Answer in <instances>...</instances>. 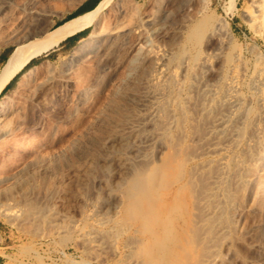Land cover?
Instances as JSON below:
<instances>
[{
    "label": "rangeland",
    "instance_id": "1",
    "mask_svg": "<svg viewBox=\"0 0 264 264\" xmlns=\"http://www.w3.org/2000/svg\"><path fill=\"white\" fill-rule=\"evenodd\" d=\"M80 1L0 0V51L5 48L13 50L17 41H28L40 37L72 12ZM170 2L172 3L166 5L168 12L163 22L168 32L167 35L163 37L151 35L144 38L147 46L155 47L154 50L158 51L157 65H140L133 60L132 55L125 61L122 60L123 62H109L107 56L99 53L102 51H97V53L82 52L73 56L79 40L88 36V33L94 28L92 25L87 27L83 37L70 46L60 43L46 53L33 58L11 79L10 86L3 92L1 91L0 100L17 86L23 73L30 67L36 64L47 66L43 73L20 88L21 92H16L13 95L11 107L20 119L22 130L27 139L26 148L20 153L21 155L19 154L18 162L21 167L18 165V168L33 179L43 180V178L49 177L54 181L56 178L51 192H60V194L66 192L64 196H67L58 198V200L56 198L58 203L56 211H60L55 214L59 216L60 219L57 217V220L62 225L59 231L51 223L30 217V220L19 218L13 221L8 217L7 211L0 209V257L3 259L1 264H131V261L136 258L141 259L142 264L146 261H148L146 264L152 261L151 264H205L207 253L213 252L212 244L219 240L221 241L218 242L220 244L216 249V253L219 252L217 253L219 261L217 260L215 263L264 264V165L255 171L245 167L247 157L249 158L248 162L251 163V157L246 154L245 150H251L254 147L246 144L245 146L243 142L248 136V138L251 136L249 123L256 116H261L257 109L258 104V108L261 110L259 94L253 88V83L259 72L264 74V36L253 29L249 20L253 9L252 0H235L233 4L229 0H194L187 4L184 3V0H171ZM124 3L136 11L130 12L129 9L122 7ZM156 8L157 0H116L105 10L101 22L104 26L109 25L115 33H122L140 21L142 22L141 26L144 27V19ZM224 20L231 27V35L226 33L225 28L221 26ZM216 23L221 26L222 39L220 37V40L208 37L205 32L206 24L215 26ZM135 35L136 32L131 34V40L135 38ZM220 43L223 44L220 46ZM201 56L209 57L208 60L216 70L212 75L206 76L207 78L196 71V62L202 58ZM237 57L239 60L236 59ZM233 63L234 65H232ZM157 76L164 81L163 90L159 94L155 91L157 90L155 89ZM200 77L203 82L195 81ZM231 79L234 82L231 91L232 93L235 91L242 98L244 102L242 107L244 106L246 114L248 113L246 119L248 123L245 121L241 125L242 131L240 130L241 133H239L241 135L240 137L239 134L237 135V144L234 142L236 146L233 144V147L230 146L225 151L223 149L206 153L209 139H201L203 141L200 140L201 143L198 142L199 140L192 139L193 145L191 142L192 135L199 134L202 132L199 129L204 127L203 119H199L196 115L197 103L201 98L199 89L205 84L211 92L216 93L214 94L216 97H220L228 88L227 84ZM180 85H182L181 90L179 89ZM192 89H198V93H194L196 91ZM190 94L194 95V98H197L198 95V101H194L196 99H193ZM188 100H191L189 111L197 117V120L195 117L193 119V116L187 117L184 112L182 114L180 112L183 111V104L188 103ZM161 102L169 104L168 106L174 109L170 112L172 113L169 116L171 122L168 127H170H167L164 137L167 140L161 144L155 137L152 139L144 135H136V137L132 133L133 130L145 125V119L151 117L152 114L158 116L161 111L157 112V109L159 104H162ZM179 112L182 116L184 115V121L181 120L183 117H180ZM256 112L259 115H255ZM262 117L258 118L260 120H258V124L264 126V117ZM142 119H144L143 124L141 123ZM179 119L180 121H178ZM195 120L196 127L201 124L197 130L193 126L195 124L192 125ZM179 122L183 125V129ZM246 126L248 128H245L244 131L242 127ZM188 132L190 135L187 134ZM123 135L126 137L119 141L118 138ZM177 135L178 137L182 135L183 138L177 139ZM143 137L145 138L142 139ZM173 137L177 140L170 139ZM178 140H182V142L178 143ZM173 143L175 146H171ZM187 143H190L192 147L188 148ZM197 144L204 145L203 150H201V146L199 149ZM185 146L187 149L195 150L198 157L195 155V151L184 150ZM171 147H175V149L172 148V150ZM245 147L247 149H244ZM170 150L172 153L175 151V154L171 155L172 157L169 155ZM176 151L179 153L177 154ZM183 151L187 153L183 154ZM190 152L193 153L194 158ZM149 155L153 158H149ZM134 157L138 163L134 162ZM167 157L169 162L165 160ZM220 157L224 158L225 165H223L224 163L220 165L217 162ZM124 158H130L136 164L147 162L149 164H145L148 166L146 168H151L152 172L154 171L152 168L156 169L157 167L156 175L146 169L147 173L151 174H148L147 188L152 187V190L149 189L151 197L147 203L151 204L148 201L153 200L151 206L154 204L153 206L159 212L166 210V216L161 218L163 220L158 222L154 219L155 223L152 220L155 226L157 223L161 225L163 221L165 223L167 219H170L167 221L168 225L166 223L167 228L163 223L166 234L165 239L159 241L161 246L159 245L158 249L159 242H150L152 244L148 242L149 229L151 230L152 227L151 221L149 223L151 226L146 223V228H143L141 215L136 211L138 215L132 212L136 215L132 214L131 216V213L129 214L123 207H120L119 212L116 213L111 210V213L106 215L96 214L103 198H107L110 193H119L113 187V184L119 179V175L118 177L113 175L119 168L118 163ZM183 158L189 159L187 164ZM215 161L218 165L213 164L216 163ZM235 162L241 165H237ZM212 164L215 165V168L212 167ZM196 165L197 169L201 167L198 173L203 171V174H198L196 169L197 178L194 182L197 183L192 185V189L193 191L198 189L199 184L202 185V188L206 187L205 191H200L199 194L194 192L196 197L198 196L197 198H202L201 194L210 188V177L219 174L222 170L223 176L220 173L222 176H220V181L223 182H219L218 185L219 188L222 187L215 189L214 200L209 205L207 204V207H212L213 202L216 201L215 203L220 206L217 218L219 221L221 220L219 222L221 225L224 222L222 226L225 232L222 235H216L217 230L213 226L210 228L207 225L208 229L210 228L211 231L213 229L214 233L211 232L213 236L209 235L210 230H203L205 229L203 222L205 210L204 206H201L203 205L202 199H198V202L196 199L194 204L193 202L190 204L192 201L190 189L179 186L182 180L175 177L180 175L182 177L188 168ZM180 167L184 170L179 175ZM218 169H220L219 172ZM207 170L211 173L210 175ZM207 173L210 177L208 175H206L208 178L204 177L210 181L207 179L204 181V178H201V175ZM247 173L249 174L247 175ZM199 175L200 180H197ZM232 176H236L237 180L240 179L238 181L241 183L236 182V178ZM245 178H252L251 185L246 183ZM230 179L233 180V184ZM196 184H198V188L195 187ZM57 185L59 186L57 187ZM67 186L69 187L66 188ZM152 196L155 199H151ZM230 196L232 199L229 200ZM65 198H67L66 201ZM60 201L61 204H59ZM225 201H229V203L225 204ZM192 205L194 206L192 207ZM195 205L200 206L199 209L196 206L197 210H194ZM223 205L224 207H222ZM192 209L193 212H191ZM190 213H193L192 217ZM189 219H192L190 221L193 222L194 227L192 223L190 225L195 231L187 225L186 221ZM115 220H119L122 230L117 229ZM199 226L200 230L195 228ZM130 227H139L142 232L136 234V238L140 237L141 239L137 238V241L140 240L138 243L134 242L135 247L129 251L124 247V243L130 233H133ZM91 235L93 239L99 241L92 239L93 242L90 241L89 236ZM202 235L205 241H209L208 243L203 241ZM64 237H66L65 241ZM198 238L200 239L197 240ZM90 242L91 244H89ZM152 251L156 256L151 255ZM205 254L207 255L204 257Z\"/></svg>",
    "mask_w": 264,
    "mask_h": 264
},
{
    "label": "bare ground",
    "instance_id": "2",
    "mask_svg": "<svg viewBox=\"0 0 264 264\" xmlns=\"http://www.w3.org/2000/svg\"><path fill=\"white\" fill-rule=\"evenodd\" d=\"M115 1L116 0H101V1H99L98 5L95 8H93L91 10H88V11H86L84 13H80V14H78V15H76V16L68 19V20H66L63 23L61 22V24H57V25L55 24V26L50 28L45 33H43V35H41L40 37H35V38L30 39L28 41H26V40L17 41L16 45L13 48V50L11 51L9 57L7 58L5 63L0 67V93L3 90V88L6 86V84L14 76H16L33 58L46 53L50 49H52L55 46L59 45L63 40H65L69 36H72L73 34L83 30L86 27L92 26V25H94V28L92 29L91 32L88 33V36H85L81 40H79L80 42L75 47V50L73 52V56H77V55L81 54L82 52L97 53V51L98 52L102 51V52H99V53L100 54L102 53L104 56H107L109 62H112V61L119 62V61H122V60L125 61L130 55H132L133 56V60H135L138 63H140V65H145V64L146 65H151V64H154V65L156 64L157 65L158 64V59H159V56H158V53H157L158 51L154 50L155 47L154 48H150L149 46H147L148 44L147 45L145 44L144 38H146L148 36L150 37L151 35L153 37H163V36L167 35L168 32H167V29H166V27H165L163 22H164V20H165V18L167 16L166 13L168 12V10L166 8V5L168 3H172V2H170L171 0H157V8H156V10L153 13L149 14L148 17L144 19V27L141 26L142 22L140 21V22L135 23L132 27L126 29L122 33H115L113 31V29L110 28L109 25H105L104 26L102 24V22H101V18L103 16L105 10L108 7H110L111 5H113V3ZM193 1L194 0H184V3L187 4V3H190V2H193ZM229 1L233 4L235 0H229ZM252 6H253L252 12L249 15L250 24H251V26L253 27V29L255 31L261 33L264 36V0H252ZM122 7L126 8L127 10L129 9L130 12H132L133 10L136 11L134 8L128 7L125 3L122 4ZM123 11H124V9H123ZM218 24L215 25V26L214 25L213 26H209V25L206 24L205 25L206 26L205 27V32L207 34L206 33L205 34L208 37H210V38H216V39L220 40V37L222 36L221 35V31H220L221 30V26H223L225 28V32L226 33H229V35L232 34L231 27H230V25H228L226 20H224L223 23H221V26H218ZM223 27H222V29H223ZM105 31H106V33H105ZM133 32H136V35H135V38L133 40H131L130 36H131V34ZM148 33H149V35H147ZM221 39H222V37H221ZM223 42H224V40H223ZM222 44L223 43H220V46ZM235 56H237V55H235ZM208 58L209 57H207V56L206 57H202L200 60H197V62H196V71L200 75H203L205 77L208 76V75H212L214 73V71H216V70H214V67H213L212 63H210ZM74 59H76V58H74ZM236 59H238V57ZM195 60H196V57H195ZM194 62H193V64H194ZM98 64H100V63H98ZM182 65H184L183 62H182ZM232 65H234V63ZM236 65L238 66V64H236ZM192 68H190V69H192ZM228 68H229V66H228ZM46 69H47V66L43 67V66L37 65V64L34 65L33 67H30L26 72L23 73L22 77L18 81L17 86L12 91L6 93L3 96V98L0 100V209H2L4 211H7V214L9 215L8 217L11 220H13V221L16 220V219H19V218L20 219L25 218L26 220H28L29 217H30V218H33V219H38V220L45 221L46 223H51L59 231V230H61L62 225L57 220V217H58V219H60L59 216H56V214H55L56 212L60 211V210L56 211L57 207H58L57 206L58 205L57 200H58V198L67 197V196H64L66 192H62L63 194H60V192H51L52 188H53V182L56 180L55 177H54L55 178L54 181L51 180V178H49V177L43 178V180H40L39 178L38 179H33L30 175L26 174L23 170L18 168V165L20 164L18 162L19 161V154L26 148V140L27 139H26V136H25V134H24V132L22 130L23 127L21 126V121L18 118V116L16 115V113H14V111L12 110V107H11V103H12V100H13L14 93L21 92L20 88L24 87L30 81L34 80L37 75H40ZM235 69H236V67H235ZM233 70H231V71H233ZM141 71H143V70H141ZM220 71H221V69H220ZM111 72H113V71H111ZM235 73H237V72H235ZM192 74H194V73H192ZM111 75H112V73H111ZM228 75H230V74H228ZM234 76H236V75H234ZM192 77H193V75H192ZM109 79H110V77L108 78V80ZM157 79H158L157 80V86L155 88L157 90H155V91H157L156 93L159 94L163 90L164 81L159 76H157ZM201 79H202V77H200L199 79L197 78L195 81L200 80L201 82H203ZM191 81H193V80H191ZM232 83H234L233 79H231L230 82H228V84H227V85H229L228 88L227 89L225 88L226 90H224V93L220 97H216L214 95L216 93L215 92L214 93L211 92V90L205 84L202 85V87L199 89L201 98L199 99L198 95H197V98L199 99V102L197 103L198 111L196 112V115H197V117L199 119L200 118H201V120L203 119V123H204V124H202V125H204V127L202 126L203 130L201 128H200L201 130L199 129L201 124L199 125V127H196V124L194 122H196L197 117L193 116V114L189 111V107H190V103H191L190 101L191 100L190 101L188 100V103L187 102L185 104L182 103L184 106H183V111H180L181 114H182V112H184L187 117H192L193 116L192 117L193 119L195 117L196 120L192 122V125L194 123L195 124V125H193L194 128H196V130L199 129V131H202L199 134H194V135L191 134L192 137H193L192 138L190 136L191 137V142H192V139L193 140H197V141L199 140L198 142H200L201 139L202 140L209 139L208 143L206 142L207 143L206 150H205L206 153L210 152V151H213V152L215 151L216 152V151L223 150V149L225 151V149L229 148L230 146L233 147L232 145L234 144V142H235V144H237V142H236L237 135L239 133H241L240 132L241 125L243 123H245V121L247 119V116H248L247 114L248 113L246 114L245 107L244 106H243L244 108L242 107V103H244L242 98L239 97V95L235 91H234L235 94L232 93V91H231ZM166 84H167V82H166ZM166 84H165V86H166ZM192 84H194V83H192ZM181 86L182 85H180V87H179L180 90L182 88ZM193 88H194V86H193ZM253 88H255V91H257L258 92L257 94H259V102H260L259 105L261 106V110H260V108H258V104H257V109H259L260 115L264 117V74H262L261 72L258 73V77L256 78V80L253 83ZM192 90L196 91L194 93H198L197 92L198 89L197 90L196 89H192ZM232 90H233V88H232ZM191 95L192 94H190V96ZM192 97H193V99H196L194 101H198L197 98H194V95H192ZM180 101H181V99H180ZM178 102H179V100H178ZM179 103H177V104H179ZM192 103H193V100H192ZM195 103L193 104V106L195 105ZM168 105L169 104H166V103L165 104L162 103L161 105L159 104L157 112L161 111L162 114L158 113L159 114L158 116L152 114L151 117H149L148 119H145L146 120L145 125H143L142 127H138L136 129H134L132 133L135 134V136L136 135L137 136L144 135L145 137H150L151 139L155 137L157 140H159V142H161V144L164 143V140H167V138L164 139L165 134L167 133V127H168L169 122H171L170 121L171 119L169 118V116L172 113H170V112L172 110H174V109L170 108V106H168ZM175 112H177V111H175ZM180 112H179V114H180ZM154 113H156V112H154ZM256 114H258V113L256 112L255 115ZM148 115H150V114H148ZM160 116H161V119H160ZM261 116H259V117H261ZM180 117H183V119H181V120L184 121V115L183 116L181 115ZM259 117L256 116V118H254V119L252 118L253 120L251 119L252 122L249 123L250 124V129H251V132H250L251 136H250V138H248L249 136L247 137V135H248L247 134L246 135L247 139L243 140L244 145L246 144L247 146H250V147L253 146L254 147V149L252 148L251 150H245V151H247L246 154H248V156L251 157V163L248 162L249 158L247 157V160H246L247 163H246L245 167L250 169V170H254V171L260 169V167L262 165H264V126H261L260 124H258V120L260 119ZM146 118H147V116H146ZM262 118H261V120H262ZM190 119L191 118H189V120ZM205 119L206 120L208 119L206 123H205V121H206ZM143 120L144 119H142L141 123L143 122ZM178 121H180V119ZM262 121H261V123H263ZM198 124H199V122H198ZM198 124H197V126H198ZM247 126L246 127H242V129H244V131H245V128H248ZM180 127L182 128L183 125L181 124ZM190 130H191V128H190ZM168 134H169V132H168ZM187 134H189V132ZM244 134H246V133H244ZM182 135L181 136L179 135V137L177 135V139L181 138ZM240 135L241 134H239L238 136L240 137ZM125 137L126 136L123 135V136L119 137L118 140L122 141V140H124ZM145 137H143L142 139H144ZM166 137H167V135H166ZM175 137L170 138V139L172 140ZM171 140H170V142H171ZM180 141L182 142V140H180ZM180 141L178 140V143H181ZM193 142H192V145L194 144ZM239 142H238V144H239ZM174 143H177V142H174ZM174 143L171 144V146H175ZM183 143H185V142H183ZM190 143L189 144L187 143L188 144V148H189V146H190V148L192 147V145H190ZM195 143H196V141H195ZM147 145H148V143H147ZM199 146H201V144L198 145V148H199ZM203 146H201L200 148H202ZM185 147H186V149H185ZM185 147H183L184 150H190V149H187V146H185ZM172 148L175 149V147H171V149ZM176 148H178V147L176 146ZM194 148H196V147L194 146ZM244 149H247V147H245ZM172 150H170V154H169L170 157H172L173 156L172 154L175 152V151H173V153H172ZM201 150H203V148ZM242 150H243V148H242ZM190 151L192 152V151H195V150L192 149ZM191 152H190V154H192L191 156H193V158H194V155ZM197 152H199V151H197ZM176 153H177V151H176ZM184 153H187V152L183 151V154ZM195 153H196V151H195ZM200 153H202V152H200ZM148 154H150V153H148ZM150 155H149V158H153V157H150ZM169 155H167V156L169 157ZM195 155H197V157H198V153H196ZM201 155H199V156L201 157ZM245 156H247V155H245ZM168 157L165 159L166 162H169V158ZM188 160L183 158V161H185L186 164H187ZM181 161H182V157H181ZM207 161H209V160H207ZM224 161L225 160H224L223 157H220L219 159H217V162L220 165H222L224 163ZM134 162H137V159L135 160V157H134ZM217 162L213 163V164H217L218 165ZM209 163H207V164H209ZM118 164H119L118 165L119 168H118L117 172L113 176L114 177L115 176L118 177V175H119V177H118L119 179L113 184V187H114L115 190L117 189L119 193L118 194L110 193L107 198H103L100 201L98 209L95 207L97 209L96 214L97 215H104V214L106 215L107 213L108 214L111 213V210H114V213H116V212H119L118 209L120 207H123L126 212H129V214L131 213V216H132V214H134L136 212L139 213V215H141L143 228L144 227L146 228V225L149 224L150 221H151L150 224H152V227H154L155 226V224H154L155 220L160 222L161 220H163L161 218H163V216H166V214H165L166 210H162L161 212H159L158 209H156V207L153 206L154 204L151 206V204L154 202L153 200L148 201V202H151V204L147 203V200H149V198L151 197L150 196L151 195L150 192L152 190V187H150L151 190H149L150 188H147V185H148L147 179H149L148 176L151 175V174L147 173L146 169L150 170L151 173L153 174V172L154 173L157 172L156 171L157 167H156V169L153 167L152 169L154 171L152 172L151 168L150 169L146 168V167H148L146 165H148L149 163L146 162L145 163L146 165L144 163L143 164L142 163L141 164L140 163L136 164V163H133V161H131L130 158H127V159L124 158V160L120 161V163H118ZM213 164H212V167L215 168V165L213 166ZM225 164H226V162L223 165H225ZM239 164H237V165H239ZM244 164H245V162H244ZM183 167H185V166H183ZM199 168H201V167H199ZM199 168L197 169V165L196 166H191L190 168L187 169L186 173H183L185 175L180 177L181 176L180 174L184 170L183 168H181V172L179 173L180 176L178 175L179 177H177V176H175V177H176V179L180 178V180H182V183L179 186H181V187L185 186L188 189H190L191 200H192V201L190 200L191 201L190 204H192V202L194 204L196 199H197V202H198V199H202L201 203L203 205H201L200 203H198V204H200L201 206H204V210H205L204 218H203L205 229H203V230L207 229L209 231L211 226H213V227H216L215 230H217L216 231L217 233H215V234L216 235H222L225 232V229L222 226V225H224L223 224L224 222H222V225H221V223H219L221 220L219 221V219L217 218L219 216V215L217 216L218 210H219V207H220L219 204L215 203L216 202L215 201V202H213L214 203L213 205L211 204L212 207L211 206L207 207V204L209 205V203L212 200H214V198H215L214 195H215L216 192H214V191H216L215 189L220 184L219 182H221V183L223 182V181H220V176H221L220 173H221L222 170L220 171V169H218V172L220 171V173L217 174V175H214L212 178L209 176L211 173L208 170L207 171H208L209 175H208V173L205 174V175H201V178L202 179L204 178V181H206L205 179L210 177L211 181L209 179H207V181H210V184H209L210 188L207 187L209 189H207L208 191L204 192V194L200 193L201 195H203L202 198H197L198 196L196 197L194 192L195 191L197 193L200 192V191L202 192V191H205L204 188H206L204 186H203L204 188H202V185H200L198 183L199 185L196 184L195 187L196 188L199 187V188L198 189H194V191L192 189L193 188L192 185L194 186V183H197V182H194L195 179L197 178V175H195V173H196V169H197V173H198ZM215 170H217V169H215ZM202 172L203 171H201V172L199 171L200 174ZM233 172H234V169H233ZM225 173H226V171H225ZM212 174H214V173H212ZM215 174H216V171H215ZM230 174H232V173H230ZM243 174H244V172H243ZM248 174L249 173H247V175ZM153 175H156V173L153 174ZM206 175H208V177ZM247 175H244V176H247ZM204 176H206L207 178H205ZM222 176H223V174H222ZM236 176L238 177V175H236ZM236 176L235 177L232 176V177L236 178ZM38 177H40V176H38ZM150 178H152V177H150ZM199 178H200V175L198 176L197 180H200ZM115 179H117V178H115ZM232 179H230L231 182H232L231 184H233V180ZM60 180H61V178H60ZM238 180H240V179H238ZM238 180L236 178V182ZM244 180L246 181V183L248 185H251L252 178H245ZM234 182H235V179H234ZM236 182H235V184H236ZM239 182L240 181H238V183ZM197 185H198V187H197ZM58 186L59 185H57V187ZM188 186L191 187V188H189ZM200 186H201V188H200ZM68 187L69 186H67L66 188H68ZM231 187H233V186H231ZM246 187H247V185H246ZM147 189L149 190V192H146V191H148ZM197 190H199V191H197ZM69 192H70V190H69ZM187 192H189V191L187 190ZM56 198H57V200H56ZM218 198H216V199L218 200ZM66 199L67 198H65V201H66ZM151 199H155V197L152 196ZM230 199H232V197L229 198V200ZM67 202H69V201H67ZM227 202L229 203V201H225V204H227ZM231 203H232V200H231ZM59 204H61V201H60ZM65 205L67 206V204H65ZM193 206L194 205H192V207ZM196 206H198V205H195V208H193L194 210L195 209L197 210ZM199 207L200 206H198V209H199ZM222 207H224V205ZM201 208L203 209V207H201ZM59 209H60V207H59ZM193 209H192L191 212H193ZM167 211H169V209H167ZM132 212H134V213H132ZM168 213H167V215H168ZM136 214H134V216ZM192 214H191V217H192ZM191 217H189V218H191ZM195 217H196V215H195ZM199 217H201V216L199 215ZM165 218H168V217H165ZM152 220H153L154 223L152 222ZM169 220L167 219V221H169ZM190 220L192 221V219H189V220L186 221V223H187L188 226H190L189 228H191V230H193L192 226L190 225L191 223L193 225V222H191ZM167 221L165 223L163 221V223L165 224L166 228H167V225H168ZM188 221H190V223H188ZM198 222L201 223L200 221H198ZM226 222H225V224H226ZM163 223L161 225L160 224L158 225V223H157V225H156L157 227L155 226V228L151 227V230L149 229V233H150L149 240H148L149 244H152L150 242L158 243L163 238L165 239L164 236H165L166 233H165V227H164ZM166 223H167V225H166ZM140 224H141V222H140ZM227 224H228V222H227ZM115 225L118 227L117 228L118 230H122L123 229L122 227H121L122 229H120L119 225H121V224L119 223V220H115ZM207 225L210 227L209 229H208ZM193 227H194V225H193ZM225 227H226V225H225ZM227 227H228V225H227ZM195 228L200 230V226L199 227H195ZM130 229H131V232H133V233H130V235L128 236V238L126 239V241L124 243V245H125L124 247H126V249H128L129 251L132 250V247H135L134 246V242L137 241V238H140V237L136 238V234L139 233V232H142V230H140L139 227H135V228L130 227ZM158 230H160V231H158ZM188 230L191 231L190 229H188ZM193 231H195V230H193ZM212 231H213V229H212ZM212 231L210 230L209 235L211 234L213 236L214 231H213V233H211ZM197 232H200V231H197ZM197 235H196V237H197ZM199 235H201V234H199ZM83 236H85V235H83ZM202 236H201V238H202ZM89 237H90L89 238L90 241H92V240L93 241H97L98 240V239H95V238L93 239L92 235L89 236ZM199 239L200 238H198L197 240H199ZM63 240L65 241L66 237H64ZM138 241H137V243H138ZM203 241H205L204 240V236H203ZM219 241H221V240H219ZM206 242L207 241H205V243ZM211 242L212 241H210V243ZM218 242L217 243H213L214 245L211 243L212 244V248L211 249H213V252L211 251L212 253H207L208 255L207 254L204 255V257L207 255V257H205V261H204L205 264H214L219 259V255L217 254L219 252L217 251V253H216L217 245L219 246V244H220V243L218 244ZM159 243L160 244H158V246L156 245L157 249L159 248V245L161 246V242H159ZM89 244H91V242ZM96 244H97V242H96ZM98 244H100V243H98ZM207 247H208V245H207ZM151 248H152V246H151ZM151 250H154V249H151ZM208 250L210 251V248ZM152 254H154L153 257L156 256L154 251L151 252V255ZM209 254H210V257H209ZM220 256H222V255H220ZM206 258H208V260H206ZM221 258H224V257L222 256ZM150 259H149V261H150ZM223 260H225V258ZM154 261L157 262V260H155V259H154ZM221 261H222V259H221ZM141 262H143V261H141V259L136 258V259H133V261H131V264H142ZM146 262H148V261H146ZM146 262L144 264H146ZM151 263H149V264H151ZM218 263L219 262H217L215 264H218ZM219 264H222V262L219 263Z\"/></svg>",
    "mask_w": 264,
    "mask_h": 264
},
{
    "label": "crops",
    "instance_id": "3",
    "mask_svg": "<svg viewBox=\"0 0 264 264\" xmlns=\"http://www.w3.org/2000/svg\"><path fill=\"white\" fill-rule=\"evenodd\" d=\"M99 1L101 0H81L77 6L75 7V9L81 7L82 10H84L82 13L91 10L93 8H95ZM74 9V10H75ZM73 10V11H74ZM87 29L84 28L83 30L73 34L72 36H69L68 38H66L65 40H63L61 43L64 46H70L71 44H73L75 41L79 40L81 37H83V35L85 34V30ZM78 33H81L80 35H77ZM83 34V35H82ZM82 35V36H81ZM11 49L10 48H5L3 50L0 51V67L5 63V61L7 60V58L9 57L10 53H11ZM10 82V81H9ZM8 82V83H9ZM3 259L2 257H0V262H2ZM1 264V263H0Z\"/></svg>",
    "mask_w": 264,
    "mask_h": 264
},
{
    "label": "trees",
    "instance_id": "4",
    "mask_svg": "<svg viewBox=\"0 0 264 264\" xmlns=\"http://www.w3.org/2000/svg\"><path fill=\"white\" fill-rule=\"evenodd\" d=\"M84 10H82V8L81 7H79V8H77V9H75L74 11H72V12H70V13H68L62 20H59L58 22H57V24H61V22L63 23V22H65L66 20H68V19H70V18H72V17H74V16H76V15H78V14H80V13H82ZM64 20V21H63ZM56 24V25H57ZM86 31H87V29L85 30V34H86ZM81 33H78L77 35H80ZM84 34V35H85ZM83 35V34H82ZM81 35V36H82ZM83 35V36H84ZM33 61H35V60H33ZM12 83V80L9 82V83H7L6 84V86L3 88V90H2V92L4 91V90H6L9 86H10V84ZM1 92V93H2Z\"/></svg>",
    "mask_w": 264,
    "mask_h": 264
}]
</instances>
